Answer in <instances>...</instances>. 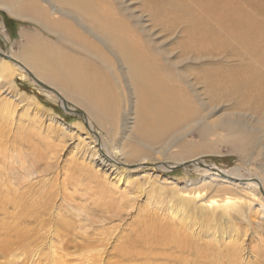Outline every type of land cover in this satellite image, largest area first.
I'll list each match as a JSON object with an SVG mask.
<instances>
[{
	"label": "rangeland",
	"instance_id": "1",
	"mask_svg": "<svg viewBox=\"0 0 264 264\" xmlns=\"http://www.w3.org/2000/svg\"><path fill=\"white\" fill-rule=\"evenodd\" d=\"M177 1L184 6L186 11L188 9L184 17L191 13V18H193L191 23L201 21L199 18L202 8L195 3L199 0ZM211 1L216 2L215 9L207 14L208 16L201 18L206 20L210 27L218 28L222 0ZM248 1L238 0L236 2L240 5L242 3L245 11L248 10L259 23H264V14H261L258 7H248L249 5H246ZM39 2L44 5L41 1ZM106 2L118 12L117 16L126 23V27L128 26L131 32L134 31L133 33L147 47V51L161 60L159 61L163 73L170 79H174L182 88L186 99H189L188 111L179 116H173L169 121L167 132L162 133L158 139L153 141L155 144L161 143L162 139L170 137L174 132L165 149L158 148V144L155 146L154 143H148L151 145L148 146L142 138H137L135 130L139 124L137 123L139 110L136 108L138 106L135 102L136 93H133L132 83L130 79L128 80L124 64L118 56L113 54L117 57L116 59L108 53L109 57L98 59L91 53L86 55L83 50L37 27L33 21L13 17L4 7L0 6V49L14 61L19 62L22 68L21 70L16 68L14 65L16 63L8 60L10 64H13L12 74L10 73L5 79L7 81H0V84H3L0 87V145L1 149L8 154L6 173L11 175L13 184L11 185L23 191L28 186L27 184L32 182L35 195L42 194L50 188L49 190L55 193L53 197L55 206L61 205L62 212H65L67 219L76 221L77 225L80 224L87 230L89 229V232L96 228L103 229L110 240L106 248H101L100 258L103 260L97 264H105V258L113 256L112 247L114 245L135 238L137 234L141 236L145 232L148 234L155 232L151 227H154L155 221L159 220L154 217L169 215L168 206L176 205L181 202V199L185 201L183 210L186 212L190 201H195L196 205L210 201L221 203L229 196L238 198L245 195L248 196L252 206L251 220L264 218V209H259L264 206L261 203V197L252 188L211 176L201 168H195L197 166L187 162L198 157L205 162L206 166L221 171L234 170L243 176H255L264 184V119L259 112L251 106L248 109L246 105H240L236 96H226L223 93L224 89L219 88L218 85L209 90H206L200 83V85L190 83L194 89L187 85V80L190 82L192 80L193 75L191 74L200 73L202 64L208 68L211 66L221 73L224 72L226 64L233 63H225L221 60L217 65L215 63L220 59L216 57L210 58L209 61H201L194 60V54L180 55L181 50L177 48L178 43H175L177 36L174 34L170 36L162 31L161 25H155V23L165 22L160 20L162 18L159 15L154 18L150 14L151 2L148 0L146 2L145 0H106ZM58 7L61 8L60 5ZM62 8L67 10L65 6ZM71 13L68 14L70 18L58 14L59 17L68 21V23H63L65 27H74L80 35L76 37L77 39L80 37L79 39L88 38L87 40L95 41L90 36V34L96 36L90 23L81 21L78 23L77 14ZM171 16L172 13L166 15V22L171 20ZM22 32L34 35L40 41L52 44L51 46L56 43L61 52L64 50L74 55V59L71 57L75 64L73 68L74 66L82 67L86 63L89 66H84L85 69L81 70L86 74H89L88 70H95L96 67L100 69L98 76H102L105 83V95L108 98L105 104L107 100L113 102L112 116H107L103 112L105 117L95 108L88 110L86 108L89 107L88 103H85V106L78 105L74 97H65L68 107L83 112L84 115L88 111H94L89 117L94 136L77 114L63 109L55 93L33 82L25 73L20 56L25 53L24 48L31 40L28 41L22 36ZM36 45L41 47V50L51 51L49 46H42L38 43ZM164 57L169 59L170 63L164 60ZM93 62L94 64H91ZM109 65L114 71L108 67ZM93 73L96 75L95 72ZM93 79L97 80L98 77ZM11 80L15 84L13 88L10 86ZM97 108L100 109L98 106ZM144 109L148 115L158 114L155 102L149 103ZM102 110L105 109L102 108ZM92 116L97 119L101 116L102 121L98 122ZM99 136L105 144V150L112 153L115 161L118 162L113 167L100 163L97 153H94L96 144L93 138L96 139ZM115 148L120 149L123 155L116 156ZM131 152L136 155L130 156ZM140 154H144L147 161V163L146 161L140 163L142 166L138 165L141 162ZM184 160L186 163L182 164ZM154 162L166 164L167 168L163 171L156 170L152 166ZM124 167L128 169L125 171ZM131 167L137 168L132 169ZM17 170L18 172H15ZM254 210L258 211V214H254ZM197 213L200 214L199 211ZM164 220L166 221V218ZM231 221L228 220L230 226L235 223ZM39 236V244L27 254L25 251H21L22 254L20 251L17 253V251L11 252L9 249H4L5 253L0 255V264L11 262V264H87V262H92V260H85L87 252L67 253V251L60 250L53 233L52 235L47 234L43 229ZM108 253H112V256Z\"/></svg>",
	"mask_w": 264,
	"mask_h": 264
},
{
	"label": "bare ground",
	"instance_id": "2",
	"mask_svg": "<svg viewBox=\"0 0 264 264\" xmlns=\"http://www.w3.org/2000/svg\"><path fill=\"white\" fill-rule=\"evenodd\" d=\"M39 1L44 5L40 4ZM148 1L151 2V8L148 6L150 14L154 18L159 15L162 18L160 20L165 22L155 23V25H161L162 31L167 32L170 36L173 34L177 36L178 39L175 43H178L177 48L181 50L180 55L194 54L193 59L201 61H209L210 58L216 57L220 59L215 63L217 65L221 60L225 63H233L226 64L224 72L221 73H218L211 66L208 68L202 64L200 73L191 74L193 75L191 82L186 79L187 85L194 89L190 83L192 85L202 84L206 90L218 85L219 88L224 89L223 93L226 96L238 97L240 105H246L248 109L251 106L264 119V23H259L248 10L245 11L243 4L240 5L236 2L238 0L221 1L220 8L222 10L218 16L220 22L217 23L218 28L210 27L206 20L201 18L212 13L215 9L217 4L211 0L195 2L202 8L199 18L201 21L198 23H191L193 19L191 13L184 17L188 9L186 11L177 0ZM246 5L253 8L258 7L261 14H264V0H249ZM0 6L4 7L13 17L33 21L37 27L53 34L57 39L83 50L86 55L91 53L98 59H105V56L109 57L108 53H111L112 56L113 54L118 56L124 64L128 80L130 79L132 83L133 93H136L135 102L138 104L136 108L139 110V113L137 112L139 114L137 123L139 124L136 126V135H138L137 138H142L148 146H151L149 144H153V141L158 139L162 133L167 132L169 121L173 116H179L188 111L189 99H186L182 88L174 79H170L168 75L163 73L161 60L147 51V47L133 33L134 31L131 32L127 28L128 26L126 27V23L117 16L118 12L106 0H0ZM63 6L67 10L63 9ZM71 12L77 14L78 23H80L79 21L90 23L96 33V36H94L95 34H90V36L95 41L87 40L88 38L79 39L80 37L77 39L76 37L79 35L77 30L74 27H65L63 23H68V21L59 15L70 18L68 14ZM168 13H172L170 23L165 20ZM192 14L194 15V13ZM217 33L219 34L217 35ZM216 37L218 39H215ZM73 38L76 39L72 40ZM30 40L31 42L24 48L25 53L20 56V60L23 62L20 64L23 65V70L33 82L55 93L66 111L74 112L76 110L68 107L65 102V97H74L78 105L85 106V103H88L89 107H86L88 110L95 108L97 112L100 111L99 114L105 112L107 116H112L113 102L107 100V104H105L108 98L105 95V83L102 76H98L100 74L98 67L95 66V70H88L89 74H86L81 70L84 66L89 65L83 63L82 67L77 65L78 67L74 66L75 68H73L72 66L75 65L73 62L74 55L68 54L64 50L61 52L56 43L51 46L52 44H46L35 36H31ZM36 43L49 46L51 51L41 50V47L39 48ZM116 56L113 57L117 59ZM8 60L16 63L14 64L16 68L22 69L19 62L14 61L0 49V81L7 79L13 71V64H10L11 62ZM164 60L169 62V59L165 58ZM209 65L211 64L209 63ZM108 67L114 71L111 65ZM96 76L98 79L94 80L93 78ZM2 85L0 84V87ZM14 85L11 80L10 86L13 88ZM212 90L215 91V89ZM151 102H155L157 105L158 114L156 116L146 114L144 109ZM93 112L88 111L85 115L82 112V115L79 116L91 132L93 126L89 117ZM103 116L105 115L103 114ZM93 118L98 122L102 121L101 116L99 119L95 116ZM173 133L170 137L166 135L167 137L162 139L161 143H154V145L158 144V148L165 149ZM92 134L94 136L93 132ZM100 137L93 138L96 144L94 148L96 152L94 153H97L100 163L113 167L118 162L115 161L112 153L110 154L105 150V144ZM117 149L115 148L114 154L116 156L123 155L122 151ZM130 154V156L136 155L134 152ZM7 156L8 154L1 149L0 145V255L5 253L4 249H9L11 252L17 251V253L25 251V254L31 252L32 248H36L39 244L40 231L44 229L47 234L52 235L53 233L60 250L67 251V253L87 252L88 255L85 256V260H92L87 264H97L102 261L100 251L102 247L106 248L107 243H109L108 234L103 229L97 228L89 232V229L87 230L80 224L77 225L76 221L67 219L65 212H62L61 205L55 206L53 199L55 193L53 194L49 190L50 188L48 191L36 195L32 182L27 184L28 186L24 189L22 187L23 191H20L17 186L14 188L10 173H6ZM145 159L146 156L140 154L139 160L141 162L138 165L145 163ZM187 162L197 166L195 168H201L202 171L211 174V176L252 188L260 195L261 203L264 205V184L259 178L243 176L234 170L221 171L211 168L206 166L205 162L198 157ZM184 163H186L185 160L182 164ZM165 165L154 162L152 166L156 170L163 171L167 168ZM123 169L126 171L128 167ZM35 192L37 193V191ZM244 196L241 195L238 198L229 196L223 199L221 203L210 201L196 205L195 201H190L187 211L194 213L183 210L185 201L181 199V202L176 203V205L168 206L169 215L163 213L164 215L154 217L159 220V223L155 221L154 227H151L155 232L150 234L145 232L141 236L137 234L135 238L114 245L112 247L113 256L112 253H108L112 259L105 258L104 263L264 264V218H257L256 221L251 220V202L248 196H245L246 198ZM262 208L264 209V206L259 209L262 210ZM198 211L200 214L197 213ZM257 212L254 210L253 213L258 214ZM228 220L235 221L234 227L232 224V226L229 225L230 223L228 224ZM147 229L149 230V228Z\"/></svg>",
	"mask_w": 264,
	"mask_h": 264
},
{
	"label": "crops",
	"instance_id": "3",
	"mask_svg": "<svg viewBox=\"0 0 264 264\" xmlns=\"http://www.w3.org/2000/svg\"><path fill=\"white\" fill-rule=\"evenodd\" d=\"M22 36L26 37V39L29 41L32 35H28L26 32H22Z\"/></svg>",
	"mask_w": 264,
	"mask_h": 264
},
{
	"label": "water",
	"instance_id": "4",
	"mask_svg": "<svg viewBox=\"0 0 264 264\" xmlns=\"http://www.w3.org/2000/svg\"><path fill=\"white\" fill-rule=\"evenodd\" d=\"M39 83V82H38ZM73 113L77 114L78 116L82 115V112L75 110Z\"/></svg>",
	"mask_w": 264,
	"mask_h": 264
}]
</instances>
